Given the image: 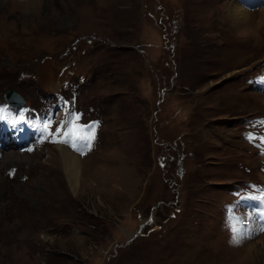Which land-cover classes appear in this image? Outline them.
I'll use <instances>...</instances> for the list:
<instances>
[{
  "label": "rangeland",
  "instance_id": "rangeland-1",
  "mask_svg": "<svg viewBox=\"0 0 264 264\" xmlns=\"http://www.w3.org/2000/svg\"><path fill=\"white\" fill-rule=\"evenodd\" d=\"M236 2L250 11L239 30ZM258 3L0 0V104L14 89L53 133L0 148L26 161L0 157V264H264V204L243 199L264 189V153L244 137L264 131ZM66 113L97 125L76 153L91 176L102 157V189L63 164L28 172L57 150Z\"/></svg>",
  "mask_w": 264,
  "mask_h": 264
},
{
  "label": "bare ground",
  "instance_id": "bare-ground-1",
  "mask_svg": "<svg viewBox=\"0 0 264 264\" xmlns=\"http://www.w3.org/2000/svg\"><path fill=\"white\" fill-rule=\"evenodd\" d=\"M232 7L233 8H232V13H231V15H232L231 18L233 21L236 22V25H237L238 30H239V27L241 28L242 27L241 25L244 23L243 18L245 16H237V14L239 12L250 13V11L243 9L240 2L233 3ZM262 11H264V10H261V13H262ZM261 29H262V27H261ZM250 38H251V36H250ZM247 39H246V41H247ZM230 58H232V56H230ZM239 60H240V58H239ZM235 62L237 63V60ZM24 102H25V100H24ZM261 144L263 145L264 143H261ZM254 146H256V145H254ZM31 149H33V150L30 151V153H26L25 155H27V156L37 155L38 152L41 151V150H37L35 146L31 147ZM255 149L257 150V152H263L264 153V146L262 147V149H260V148H255ZM49 150H51L50 154L45 161H43L41 163L38 162L36 166L34 165V163L31 164V167H30L31 169L28 172L32 173V176L36 175L37 167H42L44 169L43 175H46L47 173H48V175H51V173L54 171V169L61 168V166L63 164L64 168L67 170L69 176L72 178L73 182L76 185L80 184L81 186H84L85 184L87 185V184L93 183V185L96 189H100V188L102 189V157L100 159H98L97 162H95V170L93 171V173H92L93 175L91 176V175H89L90 171H88V168L83 167V158L80 157V155L77 154L76 152L71 151L66 144L58 142L57 143V150L56 149H49ZM41 153H42V151H41ZM21 154L14 153V152H10V153L6 154L5 152H3V150H0V157L3 158L2 164L5 165V167L7 169L13 168L16 165L20 166L22 164H25L26 161L24 159V156ZM60 161H62V162H60ZM0 168H1V166H0ZM79 170L84 171L85 175L79 176V174L77 172ZM3 180H4L3 177L0 176V198L3 197L4 195H6L5 190H4L5 188L3 186V184H4Z\"/></svg>",
  "mask_w": 264,
  "mask_h": 264
},
{
  "label": "snow or ice",
  "instance_id": "snow-or-ice-1",
  "mask_svg": "<svg viewBox=\"0 0 264 264\" xmlns=\"http://www.w3.org/2000/svg\"><path fill=\"white\" fill-rule=\"evenodd\" d=\"M81 115L66 113L65 120L56 128L55 135L57 137H62L61 139L54 140L53 142H60L65 144H70L73 148L80 151L81 154H84L83 149H90L92 142L95 139V128L96 123H89L87 125H81ZM264 123V122H262ZM51 123H45L43 125V134L46 136L53 135L49 130L51 129ZM248 139L251 141L255 139L253 136H249ZM262 143H264V137L259 138ZM78 145L82 147H78ZM33 149L29 148L28 151ZM259 195H248L243 197L247 200H258L264 204V189H257ZM244 217H235L232 218L231 231L233 232L234 239H239L244 234L245 230ZM261 231H264V227H261Z\"/></svg>",
  "mask_w": 264,
  "mask_h": 264
},
{
  "label": "water",
  "instance_id": "water-1",
  "mask_svg": "<svg viewBox=\"0 0 264 264\" xmlns=\"http://www.w3.org/2000/svg\"><path fill=\"white\" fill-rule=\"evenodd\" d=\"M6 100L13 105L19 106L24 103V99L21 96H18L14 89H8L6 91Z\"/></svg>",
  "mask_w": 264,
  "mask_h": 264
},
{
  "label": "flooded vegetation",
  "instance_id": "flooded-vegetation-1",
  "mask_svg": "<svg viewBox=\"0 0 264 264\" xmlns=\"http://www.w3.org/2000/svg\"><path fill=\"white\" fill-rule=\"evenodd\" d=\"M258 180V182H264V180H259V179H257Z\"/></svg>",
  "mask_w": 264,
  "mask_h": 264
}]
</instances>
